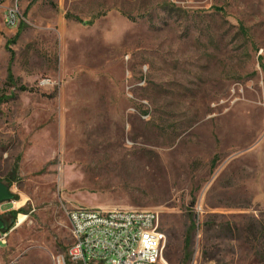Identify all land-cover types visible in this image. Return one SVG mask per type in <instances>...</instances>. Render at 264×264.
I'll use <instances>...</instances> for the list:
<instances>
[{"label": "rangeland", "instance_id": "1", "mask_svg": "<svg viewBox=\"0 0 264 264\" xmlns=\"http://www.w3.org/2000/svg\"><path fill=\"white\" fill-rule=\"evenodd\" d=\"M19 2L0 264H56L74 206L158 210L169 264L193 222L187 264H264V0Z\"/></svg>", "mask_w": 264, "mask_h": 264}, {"label": "built area", "instance_id": "2", "mask_svg": "<svg viewBox=\"0 0 264 264\" xmlns=\"http://www.w3.org/2000/svg\"><path fill=\"white\" fill-rule=\"evenodd\" d=\"M19 1L0 0V32L19 24ZM66 213L72 243L56 264H168L158 210L74 206ZM18 224L0 229V249Z\"/></svg>", "mask_w": 264, "mask_h": 264}, {"label": "trees", "instance_id": "3", "mask_svg": "<svg viewBox=\"0 0 264 264\" xmlns=\"http://www.w3.org/2000/svg\"><path fill=\"white\" fill-rule=\"evenodd\" d=\"M10 79H11V76H10ZM216 160V156H214V158L212 159V163H214ZM21 210L18 209V210H13L11 211V214H13V217L16 218L17 214L20 212ZM4 221V220H3ZM5 223V222H4ZM9 227V226H8ZM194 227V222L191 223L190 225V228L187 230L186 232V237H185V243H184V254H183V258H182V264H187L190 260V256H191V251L189 249V240H190V231L191 229ZM164 257L166 259V261L170 262V259L169 257L167 256V254H165L164 252Z\"/></svg>", "mask_w": 264, "mask_h": 264}, {"label": "water", "instance_id": "4", "mask_svg": "<svg viewBox=\"0 0 264 264\" xmlns=\"http://www.w3.org/2000/svg\"><path fill=\"white\" fill-rule=\"evenodd\" d=\"M13 197L9 187L0 180V204L4 201H9ZM4 221L0 217V229H5Z\"/></svg>", "mask_w": 264, "mask_h": 264}, {"label": "bare ground", "instance_id": "5", "mask_svg": "<svg viewBox=\"0 0 264 264\" xmlns=\"http://www.w3.org/2000/svg\"><path fill=\"white\" fill-rule=\"evenodd\" d=\"M22 220H23V216L20 215V216H19V219H18V223L20 224V223L22 222Z\"/></svg>", "mask_w": 264, "mask_h": 264}]
</instances>
